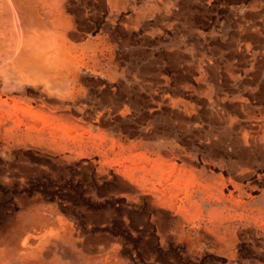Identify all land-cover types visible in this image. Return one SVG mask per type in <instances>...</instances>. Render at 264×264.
<instances>
[{"label":"rangeland","instance_id":"obj_1","mask_svg":"<svg viewBox=\"0 0 264 264\" xmlns=\"http://www.w3.org/2000/svg\"><path fill=\"white\" fill-rule=\"evenodd\" d=\"M114 1L0 0V263L264 264V0ZM233 125L249 177L204 159Z\"/></svg>","mask_w":264,"mask_h":264},{"label":"crops","instance_id":"obj_2","mask_svg":"<svg viewBox=\"0 0 264 264\" xmlns=\"http://www.w3.org/2000/svg\"><path fill=\"white\" fill-rule=\"evenodd\" d=\"M110 3H114V0H109ZM64 31L66 30V26H64ZM241 47L240 44L237 45V48L239 49ZM209 81L213 84L214 89L218 93L216 97H222V99H227L229 98V94L225 92L224 96L222 95V87L224 85L223 81L220 78H215V76H212L209 78ZM236 82V85L242 88V93L238 95H232L231 102L236 103L239 105H243L244 107L246 106V101L243 100L242 98H247V99H255L257 98L259 91H257L259 83L256 81V78H250V79H234ZM120 99V97H117ZM218 115H220L219 119L224 120L225 117L222 115V112H220ZM219 117V116H218ZM240 122L239 119L234 120V123ZM239 127L237 125H233L230 128H225L223 129L222 132H218L215 127H210L208 130H201V136L205 139L206 143H209L212 148L211 151L209 152V155L204 156L205 160H208L209 162L214 161L217 165H225L227 164L229 167H232V170H235L236 172L239 173L241 177H249V172H251V168L248 165L249 160L252 152L256 151L257 148V142L253 140L250 142V139L255 138L252 137V131H246L244 129V133L242 134V139L238 137V135L235 133ZM192 128L187 129L188 132L192 133ZM172 131V130H171ZM171 131L164 132V131H159V130H154L151 132L149 137L152 138H162L164 141H161L158 143L156 146L153 147L152 153L156 155H161L169 150L170 153H173L174 155H177V149L176 145H173V143L170 142L169 140V135L172 134ZM261 131L264 132V127L261 128ZM252 137V138H251ZM237 148H240V150H237ZM240 152L241 158L238 162H226L223 158V155L229 154V153H237ZM169 154V153H166ZM212 156V157H211ZM187 163H193V160L186 159ZM199 174L201 177L207 176V172H204L203 169L199 171ZM210 175L207 176V179H209ZM214 178V177H213ZM215 178H223V177H215ZM197 179V178H195ZM232 183L238 188V190H243L242 188L239 187L238 184H236L234 181ZM197 185L194 189L197 190H214L213 184L210 183H205V185L201 182L197 183ZM217 190H220L218 187ZM42 242V241H41ZM49 251H30V252H22L23 253V263L26 264H43L42 257L46 254L49 253ZM0 264H7L5 263H0Z\"/></svg>","mask_w":264,"mask_h":264}]
</instances>
